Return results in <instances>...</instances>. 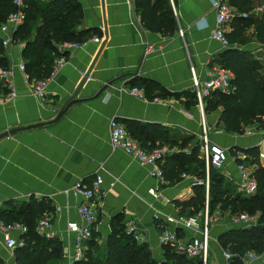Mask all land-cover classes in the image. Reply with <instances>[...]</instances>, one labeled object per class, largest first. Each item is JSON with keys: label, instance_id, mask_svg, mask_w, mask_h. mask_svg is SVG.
<instances>
[{"label": "crops", "instance_id": "0c3cea01", "mask_svg": "<svg viewBox=\"0 0 264 264\" xmlns=\"http://www.w3.org/2000/svg\"><path fill=\"white\" fill-rule=\"evenodd\" d=\"M77 1L83 18L76 30L85 32L89 43L75 48L67 47L66 42L57 44L68 63L48 83L44 96L32 94L35 77L30 70H26L30 75L27 79L18 68L21 63L27 66L26 52L36 54V32L28 34L22 24L10 45L2 43L0 65L12 69L13 74L9 80L0 79V91L6 93L12 87L18 95L0 103V213L14 217L32 201L46 199L53 210L40 219H51V231L64 244L60 264H74L75 233L67 225L70 221L82 223L77 207L90 204L97 214L94 240L104 251L113 223L126 225L134 219L160 261L164 245L158 235L163 228L176 230L181 236L192 234L168 221L167 216L179 215L175 201L192 198L194 186L203 179L186 175L170 184L165 178L162 183L152 178L148 166L112 145L110 121L119 120L131 134L143 135L149 145H171L175 153H190L207 129L213 143L229 150L230 158L221 171L236 184L243 149L260 146L261 142L260 149L264 148V130L254 122L245 127L253 134L226 131L222 107L206 112L193 97V75L206 79L209 68L232 48L255 60L264 76V44L257 40L255 26L229 47L213 39L216 12L211 0H170L176 18L171 34L148 29L135 0ZM262 3L264 0H251L249 12L252 14V8ZM251 16L264 19V14ZM234 24L235 20L225 26L226 33ZM93 37H99L100 42ZM144 82L155 87L148 92ZM132 87L144 89L147 99L131 93ZM157 94L160 100L154 101ZM231 150L235 154L231 155ZM98 174L104 177L98 198L88 200L73 192L75 184L90 186ZM114 181L117 183L112 186ZM155 184L161 185L159 199L149 192ZM204 186L209 189L207 183ZM223 232L211 226L216 238L212 253L218 261L223 257L217 238ZM15 249L9 248L0 234V264H17ZM263 263L261 258L252 264Z\"/></svg>", "mask_w": 264, "mask_h": 264}, {"label": "trees", "instance_id": "16d2710c", "mask_svg": "<svg viewBox=\"0 0 264 264\" xmlns=\"http://www.w3.org/2000/svg\"><path fill=\"white\" fill-rule=\"evenodd\" d=\"M250 2L251 0H232L229 4L240 13H246L250 11ZM135 3L148 29L165 34L175 31L176 18L170 0H135ZM15 11L16 6L12 0H0V25ZM25 12L26 20L21 27L26 28L28 34L32 31L36 32L34 43L37 46L36 54L26 52L28 59L26 70H30L35 79H42L50 75L54 59L60 55L58 43L85 40L86 33L76 30L83 18L82 6L77 0L36 1L30 2ZM234 20L233 30L226 33L231 45L240 40L253 26L257 40L264 44V19L256 20L252 16L237 15ZM39 21L42 22L40 25H38ZM22 33L23 30L20 34ZM0 52H2L1 39ZM217 64L234 72L233 89L228 93L214 91L206 99L205 111L212 112L222 107L221 121L225 130L230 133H244L245 127L254 122H258L263 128L264 76L259 72L257 62L244 52L231 48L223 53ZM144 84L148 92L155 87L151 82ZM158 95H154L152 99L159 97ZM193 97L195 98V93ZM132 135L147 148L164 145V143L149 145L143 135L136 133ZM243 151L258 162L259 146ZM231 152L235 154L233 150ZM163 162L161 166L165 179L170 184L182 181L186 175L206 179V161L200 155V144H197L190 153L167 154ZM253 175L258 182L257 192L251 196H244L235 192V185L220 168L211 165L208 194L205 193L204 184H199L194 186L195 195L192 198L175 201L176 206L181 210L179 214H184L188 209L197 214L204 210L208 202L211 212L219 207L228 210L231 215L247 212L257 216V225L251 228H235L218 236L222 248L233 254L232 264H245L244 258L249 252L264 254V167L258 165ZM48 203L46 199L41 202L32 201V204L24 208L25 210L17 211L14 217L0 213V218L6 222L23 223L29 228L25 235L27 244L17 247L14 252L17 264H60L63 261L64 244L61 239L55 236L46 237L36 231L37 222L42 215L53 210ZM23 210L24 213H20ZM18 213L21 216H18ZM95 237L96 232L92 240L88 241L89 249L85 252L84 258L76 260L74 264H201L197 260L178 254L170 245H164V258L159 261L153 255L149 244L135 241L126 233V225L122 223H113L105 251L104 247L94 240Z\"/></svg>", "mask_w": 264, "mask_h": 264}, {"label": "built area", "instance_id": "2783aa9c", "mask_svg": "<svg viewBox=\"0 0 264 264\" xmlns=\"http://www.w3.org/2000/svg\"><path fill=\"white\" fill-rule=\"evenodd\" d=\"M49 2L50 0H12L16 6V11L12 13L9 18L0 25V39L3 45H10L14 40L15 31L24 24L26 20L25 9L30 2ZM213 8L216 12L215 23L212 29L211 37L218 40L224 47H229L231 44L226 36L225 26L232 22L237 15L242 17H250L252 14H264V3L252 8L251 12L240 13L226 0H211ZM95 42H100L99 37H93ZM89 43V39L80 42H66L67 47H85ZM151 48L147 49V53ZM68 63V58L64 54L58 55L53 62V69L49 76L42 79H34L32 82L31 92L35 96H44L48 83L54 78L56 73ZM19 70H22L27 79L30 75L26 72V65L19 64ZM13 71L0 65V79L9 80L12 77ZM235 77L234 72L219 64L212 65L209 68L208 77L199 80L197 76L193 75V91L195 93L198 104L204 108L206 99L211 96L214 91L220 90L222 92H230L232 88V81ZM131 93L142 99H147L144 89L139 87H132ZM18 92L10 87L6 93L0 91V103L9 102L17 97ZM154 101L160 100L159 97L153 99ZM111 129V142L115 148H122L128 155L136 159L141 165L149 167V175L152 178L163 182L165 175L162 169V162L167 154L175 152L171 145L164 144L155 148H147L135 138L126 128V126L117 119L110 121ZM264 130V128H263ZM253 134V131H246ZM202 147V157L206 161V181L198 180V184L207 183L209 185V169L210 166L221 167L225 166L230 158L229 150L220 144L213 143L210 139L208 130L205 129L200 138ZM260 146L263 142L259 143ZM259 146V147H260ZM259 159L264 160V148L260 149ZM238 180L236 181L237 192L244 196H251L256 194L258 189V182L253 175V170L248 164L238 163ZM104 182L102 174H98L90 186L78 182L73 186V192L80 195L85 199L92 200L100 196V187ZM116 181L111 185L115 186ZM161 185H153L149 192L155 198L159 199ZM208 209V206H206ZM78 214L82 223L76 221L68 222L67 228L70 232L75 233V260L84 258L85 256V243L93 238L95 232V224L97 222V214L95 208L90 204H81L77 207ZM206 219H202L197 215L179 214L176 217L167 216L168 221L182 226L185 229L193 231L189 236H181L176 230L164 228L159 232L158 239L161 245L172 246L178 254H183L188 258L199 261L201 264H232L233 254L223 249L217 238L218 244L222 249V261L214 258L212 249V239L216 238L211 234V227L209 223V210L206 213ZM156 217L160 215L156 213ZM231 222L238 228H251L258 224L256 215L242 212L231 215ZM52 221L49 217L39 219L36 225V231L46 237H54L51 231ZM29 228L26 224L18 222H6L0 218V234H2L6 245L11 248L23 247L27 244L25 235L28 233ZM126 233L130 235L135 241L139 243H147V237L143 229L139 226L136 220L131 219L126 223ZM264 260V254L256 252H249L245 256V264H252L259 260ZM264 264V263H263Z\"/></svg>", "mask_w": 264, "mask_h": 264}, {"label": "rangeland", "instance_id": "374dc122", "mask_svg": "<svg viewBox=\"0 0 264 264\" xmlns=\"http://www.w3.org/2000/svg\"><path fill=\"white\" fill-rule=\"evenodd\" d=\"M263 128H264V126H263ZM243 134H249V133L246 132V131H244ZM200 146H201V143H200ZM231 155H232V152H231ZM241 156L242 157L239 159V161L242 162V163L248 164V166L250 168H252L253 171L256 170V168H257L258 165H261L262 167H264V164H262L261 161H259V160H258V162L257 161H254L253 160V157L250 158L246 153H245V155H242L241 154ZM218 168L223 169L224 167L223 168L218 167ZM233 184L235 185V192H237V188H236L235 182H233ZM204 188H205V193L208 194L209 189L207 190L205 186H204ZM206 206H208V202L206 203ZM206 206H205L204 210H201L200 212L197 213V215L202 219V221H204V219H206V217H207L206 216V213L209 210V208L207 209ZM209 212H210L209 213V223H210V227L213 225L214 228H215V230L217 229L218 232H223L224 230L225 231H229V230H232V229H235V228L238 229V227L237 226H234L233 223L231 222V214H230V212L228 210H224V209H221V208L218 207L216 209V211L211 212L209 210ZM193 213L196 214V212H193L192 210H188L184 214H186V215H194ZM215 214H217L219 216L215 217ZM217 224L219 225L218 227L215 226ZM213 241L214 240L212 239V242Z\"/></svg>", "mask_w": 264, "mask_h": 264}]
</instances>
